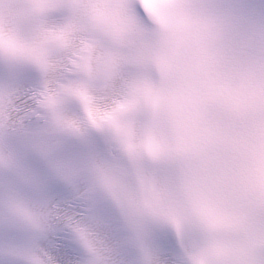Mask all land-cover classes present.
<instances>
[{
  "label": "snow or ice",
  "instance_id": "1",
  "mask_svg": "<svg viewBox=\"0 0 264 264\" xmlns=\"http://www.w3.org/2000/svg\"><path fill=\"white\" fill-rule=\"evenodd\" d=\"M256 16L264 0H0V264H110L105 220L145 264L149 238L169 264L181 249L195 264L232 254L242 213L159 117L188 36L229 26L243 40Z\"/></svg>",
  "mask_w": 264,
  "mask_h": 264
},
{
  "label": "clouds",
  "instance_id": "2",
  "mask_svg": "<svg viewBox=\"0 0 264 264\" xmlns=\"http://www.w3.org/2000/svg\"><path fill=\"white\" fill-rule=\"evenodd\" d=\"M166 86L171 98L159 130L187 146L193 174L245 221L230 235L236 250L211 264H264V250H245L251 233L264 231V19L254 17L243 40L229 26L193 31ZM130 236L122 222L120 237H113L105 220L100 239L113 250L110 264H145L141 248L125 243ZM146 246L153 264H169L151 238ZM176 259L195 264L183 249Z\"/></svg>",
  "mask_w": 264,
  "mask_h": 264
}]
</instances>
